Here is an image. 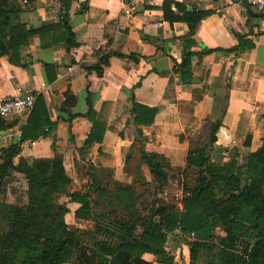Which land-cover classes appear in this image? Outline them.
Segmentation results:
<instances>
[{
	"label": "crops",
	"instance_id": "crops-1",
	"mask_svg": "<svg viewBox=\"0 0 264 264\" xmlns=\"http://www.w3.org/2000/svg\"><path fill=\"white\" fill-rule=\"evenodd\" d=\"M129 1L14 0L20 11L13 26L24 30L26 41L19 47L21 65L0 57V95L43 96L55 123L47 137L22 143L18 158L31 163L83 147L93 128L81 117L89 103L106 130L102 143L88 149V160L115 178L136 177L139 167L149 171L140 161L142 141L147 152L186 167L191 140L206 124L221 123L209 148L213 162L258 150L264 143V14L243 0H141L126 16ZM169 5L172 13L165 12ZM188 13L192 23L179 20ZM62 15L78 43L72 50L61 30H49ZM185 50L211 51L194 57L189 84L175 72ZM104 56L112 57L101 77L86 70ZM133 100L149 109L164 104L168 115L137 127ZM28 116L0 120V150L19 142Z\"/></svg>",
	"mask_w": 264,
	"mask_h": 264
},
{
	"label": "trees",
	"instance_id": "trees-1",
	"mask_svg": "<svg viewBox=\"0 0 264 264\" xmlns=\"http://www.w3.org/2000/svg\"><path fill=\"white\" fill-rule=\"evenodd\" d=\"M19 11L20 6L14 0H0V57L7 56L13 65H21L19 47L26 41L24 30L13 26L14 15ZM165 12L172 13L170 5ZM191 17L188 13L179 20L192 23ZM194 29L190 25L191 33ZM49 30H61L69 50L78 46L66 16L62 15L59 24ZM45 32L41 33V37ZM235 51L238 48L227 53ZM209 53L211 51L194 53L185 50L182 62L175 68L184 84L191 83L194 57ZM111 57L104 56L97 65L86 70L95 71L101 77ZM163 105L149 109L133 100L131 114L134 125L147 126L161 121L168 115ZM89 106V111L81 116L87 118L93 127L83 144L86 150L101 144L106 130L104 124L95 120L90 103ZM76 117L79 116L71 115V119ZM54 126L46 100L39 95L19 142L0 150V196L6 187V178L12 172L28 174L26 203L7 207L8 230L0 235V264H75L78 260L86 264H153L143 260L145 254L159 259V264H176L165 245L177 231L196 237L195 242L178 238L181 244L189 246L190 264H264L263 181L253 179L245 184L243 175L236 170L239 165L237 157L229 163L211 160L209 148L217 141L221 123L211 126L209 147L190 150L187 155L185 170L197 169L198 174L190 193L183 200L182 213H176L155 201L145 218L128 222L101 219L95 222L92 229L72 228L75 222L87 221L92 217L93 208L88 194H69L68 201L63 204L57 203L52 195L50 189L64 178L63 167L57 160L38 159L32 161L36 162L34 166H29L28 161L18 158L22 143L47 137V131ZM137 133L142 137L141 130H137ZM245 146H250L249 142ZM244 160L250 165L249 168L252 165L261 167L264 164V145ZM140 161L148 167L155 184L162 186L167 182L170 170L168 161L158 154L147 152L143 141ZM217 185L221 186V194L215 191ZM216 228L225 234L220 240L229 250L212 242L216 237ZM240 239L241 242H238ZM239 243H242L240 252H230ZM216 256L220 259L216 260Z\"/></svg>",
	"mask_w": 264,
	"mask_h": 264
},
{
	"label": "rangeland",
	"instance_id": "rangeland-1",
	"mask_svg": "<svg viewBox=\"0 0 264 264\" xmlns=\"http://www.w3.org/2000/svg\"><path fill=\"white\" fill-rule=\"evenodd\" d=\"M210 133L211 126L206 124L192 138L190 150L206 148ZM75 152L79 154V159L75 157ZM249 154L240 156V160L237 157L239 163L236 167L237 173L241 176L243 175L245 184L250 183L253 179L262 180L264 189V164L261 167L252 165L249 168L250 165L244 162V159ZM51 159L57 160L64 170L63 180L50 189L57 203L63 204L67 202L69 194L72 193L88 194L90 196L93 208L92 217L87 221L79 220L75 222L72 225V228L75 229H92L95 227V222L101 219H107L110 222H128L133 219L145 218L148 216L149 208L155 201L176 213H182L184 210L183 200L190 193V189L194 186V181L198 174L197 169L186 171V167H173L168 162L170 167L168 180L164 185L160 186L153 182L150 171L147 169L141 170V167L138 168L136 177H113L109 171L95 167L88 160V150L83 147L70 146L65 150V153L55 154ZM29 164V166H34L36 162ZM27 181L28 174L26 172H12L6 178V187L3 188L4 191L0 196V235L8 230L7 213L9 210L7 207L26 203ZM215 191L221 194V186L217 185ZM174 234L175 236L169 238L165 245L166 251L174 258L176 264H186V258L189 259L188 262L190 263L189 246L181 244L178 238H184L187 241L188 239L180 231ZM214 234L216 237L212 242L220 248L229 250V247L222 244L220 240V238L225 237L223 231L220 228H216ZM195 241L196 237L188 242ZM238 242H241V239ZM242 243L237 245L233 250L234 252H230L238 254L242 248ZM251 244H253V241ZM217 259L220 258L216 256ZM159 262L160 260L155 258L152 263L159 264ZM75 264L86 263L78 260Z\"/></svg>",
	"mask_w": 264,
	"mask_h": 264
},
{
	"label": "built area",
	"instance_id": "built-area-1",
	"mask_svg": "<svg viewBox=\"0 0 264 264\" xmlns=\"http://www.w3.org/2000/svg\"><path fill=\"white\" fill-rule=\"evenodd\" d=\"M140 1L141 0H130L126 4L123 13L126 16H132L134 8ZM243 2L250 8L264 14V0H243ZM26 3L27 1H24V4ZM36 97L35 94L29 91L13 97H3L0 95V120L30 114L34 108ZM186 239H188V241L194 240L195 235H187Z\"/></svg>",
	"mask_w": 264,
	"mask_h": 264
}]
</instances>
